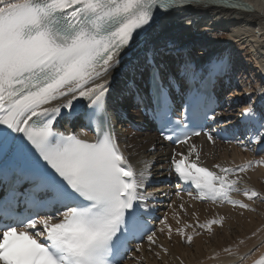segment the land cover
I'll list each match as a JSON object with an SVG mask.
<instances>
[{"label":"snow or ice","instance_id":"obj_1","mask_svg":"<svg viewBox=\"0 0 264 264\" xmlns=\"http://www.w3.org/2000/svg\"><path fill=\"white\" fill-rule=\"evenodd\" d=\"M182 7L259 11L264 18V0L259 10L247 0L218 5L204 0H0V264H125L126 259L144 264L135 253L145 251V241L157 259L170 251L158 233L191 245L201 235L197 229L212 232L213 225H224V216L182 223L177 213L175 228L167 214L161 227L151 224L155 205L150 201L157 195L147 189L155 161L146 158L137 162L139 167L132 162L109 107L117 86L105 77L121 65V53L126 56L134 38ZM231 67L232 58L224 53L203 63L191 56L169 61L145 55L132 69L140 81L133 75L119 95H129L150 114L163 139L186 146L171 154L167 166L179 181L177 196L184 184L196 192L193 197L188 191L190 198L254 211L232 194L242 193L247 201L264 198L255 188L240 187L241 174L264 165V155L209 168L202 166L201 147L192 142L203 132L215 145V136L229 134L205 130L209 121L222 117L216 112L215 88ZM257 91L260 102L239 113L245 140L235 131L231 135L245 151L259 145L264 152V88ZM246 95L251 99V93ZM77 119L95 132L94 139L59 130V121ZM179 209L187 212L183 202ZM133 241L139 242L133 246ZM223 251L233 255L231 246ZM251 254L249 249L239 255L235 264H244ZM252 264H264V255Z\"/></svg>","mask_w":264,"mask_h":264},{"label":"bare ground","instance_id":"obj_2","mask_svg":"<svg viewBox=\"0 0 264 264\" xmlns=\"http://www.w3.org/2000/svg\"><path fill=\"white\" fill-rule=\"evenodd\" d=\"M221 2L222 0L218 3L210 0L205 4L218 5ZM223 2L226 3L227 0H223ZM247 2L256 5L259 10L262 0H247ZM209 30L214 31L213 38L215 36L220 39H214L213 43L210 41L208 44H201L200 39ZM157 50L163 54L176 50H186L190 52L193 60H198L201 63L204 62V59H208L210 55L215 54V57H217L224 53L234 56V58L231 57L233 67L239 55L245 53V50H249L252 59L244 63L245 67L255 76L258 72L264 79V18L260 16L259 11H229L224 7H182L160 17L151 28L141 33L138 38H134L131 50H125L127 55L121 53V56L124 57L121 65L113 69L108 77H105L112 79L117 86V92L109 99L110 102L115 104L113 109L121 107L117 102V99L121 97L119 90L123 89L126 82L135 75L132 71L133 67L143 62L146 53L149 55ZM149 51L151 52L149 53ZM235 69L233 68L232 73L237 90L231 96L236 95L239 99L249 101V96L246 93H251L252 97L258 92L250 90V87L244 88V92H240L241 88L245 87L243 83L246 84V82L240 80L241 74L236 73ZM259 88H264V80H262V85ZM241 106H244V104H241ZM135 112L132 111V113ZM113 122H115V119H113ZM123 126L124 124L120 126L119 140L122 146L127 145L126 151L132 162L139 167L141 165L137 163L138 161L146 158L155 161L152 167L151 183L147 190L152 193L161 191V194H157V199H164L165 201L168 199L167 203L162 205V217L167 214L169 223L174 228L177 226L173 219L174 213L178 214L182 223H194L197 216L201 223L213 217H225L224 225H213L214 230L212 232L197 229L201 232V235L195 237L191 245L184 243L176 235L169 240L165 234L158 233L159 242L168 247L170 251L166 255L162 253L163 260L157 259L151 252L147 251L148 245L145 241V251L135 253L137 256L144 257V264H181V261H183V264H235L239 255L249 249H252V254L244 261V264H252L254 260L264 255V246H260L261 240H264V198L247 201L242 193L233 194L234 198L245 199L246 203H250L255 209L251 211L234 208L229 204L221 206L213 202L199 203L187 198L186 195H175L171 187L163 184V180L168 182V178L172 177L167 170L172 151L170 146L165 144L164 150H160L163 145L155 133L145 131L135 136L129 130L130 128H127V131L123 133ZM193 143L201 147V160L208 164L210 168L215 163L228 165L233 162L237 165L245 163L251 160L254 153L252 149L245 151L234 144L217 145L215 147L204 137L196 138ZM152 145L156 146L155 151H150ZM185 148L186 146L182 145L178 149L183 151ZM261 155H264V153L257 156V158L259 159ZM241 175L244 182L240 187L247 185L264 193V165H253ZM158 180H162V182L159 183ZM164 193H167V195H164ZM181 196L183 201L180 198ZM182 202L185 204L187 212L179 209ZM193 213L196 215L194 216ZM159 227H161L160 222L157 224V228ZM188 231L191 232V229ZM253 232H257V235L253 236ZM229 246H231L233 255L223 251L224 248ZM217 252L220 254L218 259H208L209 256H214ZM125 264H137V262L129 259Z\"/></svg>","mask_w":264,"mask_h":264},{"label":"rangeland","instance_id":"obj_3","mask_svg":"<svg viewBox=\"0 0 264 264\" xmlns=\"http://www.w3.org/2000/svg\"><path fill=\"white\" fill-rule=\"evenodd\" d=\"M210 31V32H209ZM208 32H206V36L204 35L203 36V38H201L200 40L201 41H199V42H201V44H208V43H210V41L213 43V41H214V39H217L218 37H215L214 36V38L212 37V35H213V32L214 31H211V30H209ZM210 33V34H209ZM208 35V36H207ZM204 39V40H203ZM218 39H220V38H218ZM209 41V42H208ZM206 42V43H205ZM201 44H198V45H201ZM241 56V57H240ZM244 56V57H243ZM249 56V57H248ZM249 59V60H248ZM252 58H251V55H250V52H249V50H245V53H242V54H240L239 55V58L236 60V64H234V68H236L235 70L237 71V67L239 68L240 66H239V64H241V66L243 67V69L245 70V72H243V74H242V76H243V78H242V82H244V81H246V84H248V85H246L245 83H243L244 85H245V87H243V91L242 92H244V90L246 89V88H249V87H251V88H249L250 90H252V91H255V92H258L257 91V88H259V86H261L262 85V80L260 79V78H258V77H260V74H258V72H256V76H258V77H256L255 76V74H252L251 72H249V69L247 68V67H245V65H244V63H246V62H248V61H250ZM245 60V61H244ZM238 64V65H237ZM235 65H237V66H235ZM245 67V68H244ZM240 70V69H239ZM251 73V74H250ZM248 74H250L251 76H248ZM262 78V77H261ZM248 86V87H247ZM245 88V89H244ZM240 92H241V90H240ZM125 131H126V129L124 130L123 129V133H125ZM133 132V131H132ZM148 133H151L150 131L148 132ZM148 133H145V134H148ZM133 134L135 135V136H138V135H140L139 133H135V132H133ZM127 135V134H126Z\"/></svg>","mask_w":264,"mask_h":264}]
</instances>
